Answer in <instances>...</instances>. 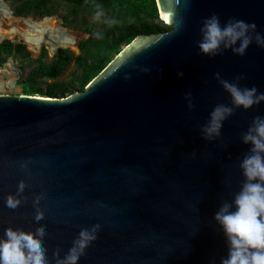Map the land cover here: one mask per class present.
Here are the masks:
<instances>
[{
	"label": "water",
	"instance_id": "water-1",
	"mask_svg": "<svg viewBox=\"0 0 264 264\" xmlns=\"http://www.w3.org/2000/svg\"><path fill=\"white\" fill-rule=\"evenodd\" d=\"M156 3L171 29L136 37L83 91L66 97L0 93V235L8 227L43 228L52 259L82 228L100 224L79 264H220L227 256L214 214L240 190L239 163L248 148L241 133L264 116V102L235 108L217 139L205 140L200 127L217 104H232L217 73L228 81L243 77L241 87L264 92V47L253 42L244 56L226 50L210 57L197 42L212 14L222 23H255L264 32V0ZM0 4L13 13L4 0ZM59 49L47 51L55 58ZM75 52L81 53L79 46ZM20 180L27 187L12 210L5 199Z\"/></svg>",
	"mask_w": 264,
	"mask_h": 264
},
{
	"label": "clouds",
	"instance_id": "clouds-1",
	"mask_svg": "<svg viewBox=\"0 0 264 264\" xmlns=\"http://www.w3.org/2000/svg\"><path fill=\"white\" fill-rule=\"evenodd\" d=\"M172 14L173 11L169 10L165 17L169 18ZM104 15L103 10L98 9L94 19L99 21ZM200 33L197 47L203 55L210 57L226 50L244 56L253 42L264 47V32L258 31L255 23L243 19L229 18L222 23L218 15L212 14L204 19ZM93 37L103 39V33L94 32ZM143 71L148 72L150 69L145 68ZM177 75L183 76V73L178 72ZM217 79L231 96L232 104H217L209 113L207 122L200 127L202 137L208 141L221 136L224 121L235 108L248 110L264 102V92L255 86L241 87L239 81L243 77L228 81L221 79L217 73ZM185 100L191 109L194 105L190 92L185 94ZM240 139L248 146L239 163L243 183L233 199L222 202L214 214V220L222 228L227 244V256L221 259L220 264H264V116L254 117L247 130L241 133ZM22 167L26 168L27 164ZM26 187V182L20 180L16 192L6 197V207L12 210L18 208ZM40 204L41 197L36 196L33 206L37 225L44 220ZM100 229V224L82 228L62 256L61 250L56 249L52 259H49L44 244L48 235L45 229L26 232L8 227L0 235V264H79L86 249L97 239Z\"/></svg>",
	"mask_w": 264,
	"mask_h": 264
},
{
	"label": "trees",
	"instance_id": "trees-1",
	"mask_svg": "<svg viewBox=\"0 0 264 264\" xmlns=\"http://www.w3.org/2000/svg\"><path fill=\"white\" fill-rule=\"evenodd\" d=\"M6 1V0H5ZM16 4L13 16L16 17H50L58 13L65 4L72 15L87 11L92 15L102 9L101 17L103 39H95L93 33L98 30L85 24L88 38L79 42L80 54L74 56L70 49H59L55 58L46 61L47 50L43 47L36 59H32L22 43L10 40L0 43V66L11 58H21L29 67H34L26 79L20 82L22 94L43 97H66L85 87L119 54L122 49L141 34L149 35L166 32L170 27L160 20L156 0H13ZM71 62L78 69L71 83L54 82L43 92L39 80L56 81Z\"/></svg>",
	"mask_w": 264,
	"mask_h": 264
},
{
	"label": "rangeland",
	"instance_id": "rangeland-1",
	"mask_svg": "<svg viewBox=\"0 0 264 264\" xmlns=\"http://www.w3.org/2000/svg\"><path fill=\"white\" fill-rule=\"evenodd\" d=\"M5 3L12 11L16 6L13 0H6ZM52 17L55 18L63 27L67 28L73 35L77 37L78 39L77 46L80 41L88 38L89 36V34L85 31L84 22L86 23L87 26H91L97 29L98 31H107V29L104 30L102 28L103 26L101 19L99 21L95 20L94 15H92L87 11H80L78 15H72L71 9L65 4H62L58 9V13ZM25 18H30L35 21H40L43 19L34 16H28ZM3 40H9V38H5ZM11 40H13V43L15 44L22 43L26 47V51L30 53L32 59H36L39 56L38 53H34L32 50H30L27 47V45L19 38H15ZM72 52L74 53L73 54L74 56L79 55L74 50H72ZM52 59L53 57L47 51L46 61L49 62ZM11 68L15 70L12 71ZM33 68L34 67H29L26 62L23 63L21 58L11 57L7 61L6 65L4 64L3 68H0V82L9 81L10 83L12 82V85L0 89V93L10 94V95L22 94V87L20 85V82L26 79V77L32 71ZM16 69L18 70L17 72ZM77 73H78V69L76 68L75 63L71 62L70 65L68 66V69L56 81L39 80L38 85L41 87L43 92H46L54 82L65 83V84L71 83L74 77L77 75Z\"/></svg>",
	"mask_w": 264,
	"mask_h": 264
},
{
	"label": "bare ground",
	"instance_id": "bare-ground-1",
	"mask_svg": "<svg viewBox=\"0 0 264 264\" xmlns=\"http://www.w3.org/2000/svg\"><path fill=\"white\" fill-rule=\"evenodd\" d=\"M19 38L34 53L46 47L51 55L59 48L76 50L78 39L55 18L35 21L30 18H17L0 4V42L5 39ZM11 70H15L12 69ZM12 82H0V89L11 86Z\"/></svg>",
	"mask_w": 264,
	"mask_h": 264
},
{
	"label": "snow or ice",
	"instance_id": "snow-or-ice-1",
	"mask_svg": "<svg viewBox=\"0 0 264 264\" xmlns=\"http://www.w3.org/2000/svg\"><path fill=\"white\" fill-rule=\"evenodd\" d=\"M164 19H166V20H167V19H168V17H164Z\"/></svg>",
	"mask_w": 264,
	"mask_h": 264
}]
</instances>
